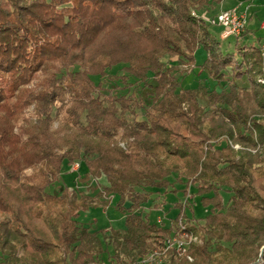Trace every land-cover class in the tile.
Instances as JSON below:
<instances>
[{
    "label": "trees",
    "instance_id": "1",
    "mask_svg": "<svg viewBox=\"0 0 264 264\" xmlns=\"http://www.w3.org/2000/svg\"><path fill=\"white\" fill-rule=\"evenodd\" d=\"M223 1L0 0V264L102 263L100 231L79 217L111 198L125 216L103 231L114 264H139L185 233L200 240L191 260L171 250L162 264H264V37L244 49L217 38L202 12ZM230 40L240 59L223 49ZM196 67L217 85L184 88L177 71ZM109 70L153 82L151 103L105 92L95 79ZM75 164L107 185L52 194ZM184 184L211 207L204 223L182 202L168 224L152 223L145 204Z\"/></svg>",
    "mask_w": 264,
    "mask_h": 264
},
{
    "label": "rangeland",
    "instance_id": "2",
    "mask_svg": "<svg viewBox=\"0 0 264 264\" xmlns=\"http://www.w3.org/2000/svg\"><path fill=\"white\" fill-rule=\"evenodd\" d=\"M236 1L235 0H224L220 4H215L214 6L210 7L208 12H202L206 17H210L215 15L219 11H225L233 8L235 6ZM245 7L243 9L246 8ZM261 5L264 6V0H257L255 2V6L253 9H251V13L255 15L256 23H260L264 21V7H260ZM67 6V5H66ZM70 6V5H68ZM259 10V12H255ZM262 11V12H261ZM258 13V14H257ZM257 17V18H256ZM252 29H257L256 34L258 36L263 35V31L259 30L258 25L255 26ZM211 32L219 38L222 28L220 26H211L210 27ZM255 33V32H253ZM252 34L240 38L238 40L239 47L244 49L243 47H248L257 45L256 38ZM220 39V38H219ZM229 43V44H228ZM223 49L230 53H235L236 57L238 59L241 58V56L238 53L236 45V40H230V42H223ZM197 63L202 64L206 58V53L203 50L198 51L197 53ZM176 59H166V65L170 66L171 63L176 64ZM77 68H73V70H76ZM176 74L181 81V84L184 88H197L201 84H207L214 88L215 84L214 81L208 78V75L205 71H203L200 67L194 68L189 74H183L181 70L177 71ZM123 74L122 71H116V70H109L107 72V76L104 78H96V82H99L101 80V83L103 84V88L105 92L112 91L117 94H132L137 96H141L147 101V105L151 103V98L153 96L154 92V83L146 84L145 87H142L141 84L137 86V84H134L133 81L127 82L123 80H116L114 79V76L121 77ZM230 77V76H229ZM229 79H232L230 77ZM237 84L240 87H250V81L247 76H244L243 78L236 80ZM231 84V83H230ZM228 85L222 84L221 87L225 88ZM220 90V88H219ZM141 94V95H140ZM32 109V107H31ZM30 109V110H31ZM144 111L139 110L136 114L129 115V119H136V120H142L144 119ZM224 143H222L223 145ZM236 150L240 149V146L234 145L233 146ZM85 169L84 167L76 168L68 167L65 171H63V174L61 176V179L59 182L55 183L51 188L50 192L55 195L61 194L66 187H69L71 189H74L79 195H89V196H95L98 192L102 191L103 188L107 185V182L105 179H92L88 182H85L84 179ZM171 181H174V178L170 179ZM184 187L179 186L176 191L168 190L167 193H163L164 191H161V197H156L157 194H154V197L152 200H150L148 203L145 204V211L146 213L150 214V220L152 223H157L158 219L164 220L169 223L168 218H175L178 214L179 208L177 207V204L179 205L181 202L183 206H188L185 208V213L188 217L194 218V225H202L204 223V219L211 213V207H206L201 202V198L195 194V189L192 187L188 188V192L184 193ZM229 193L223 194L225 204L229 203L230 198ZM106 199V198H101ZM111 204L108 207H101V206H93L90 207L89 210L86 212H82L79 217V222L82 226L88 227L91 230H98L100 231L99 238L104 244V250L105 253L102 256V263L100 264H114L112 261L110 254H111V248L110 246L107 247L104 243V236L103 231H108L110 228H118L122 229L125 224V216L123 213L118 211L115 208V199H110ZM157 204V205H156ZM156 205V206H155ZM179 239L185 240L187 243L186 249L182 252L176 251V254L181 257L188 256V259L191 260V257L189 256L190 249L192 248L193 244L199 243L200 240L198 239V236H195L194 234H188L185 233L183 236H178ZM264 248L261 249V252L259 254V261L262 260V253ZM164 256L162 255V260H164Z\"/></svg>",
    "mask_w": 264,
    "mask_h": 264
},
{
    "label": "built area",
    "instance_id": "3",
    "mask_svg": "<svg viewBox=\"0 0 264 264\" xmlns=\"http://www.w3.org/2000/svg\"><path fill=\"white\" fill-rule=\"evenodd\" d=\"M203 19H205L210 26H220L222 28L221 34L219 38L221 40H229L235 38H241L242 35L247 31L248 28V14L246 11H241L238 7L221 11L215 16L206 17L204 14L202 15ZM262 29L264 30V22L262 23ZM261 55L264 58V43L260 46ZM260 82L264 84V78L260 79ZM79 165L75 164L73 166L74 169L78 168ZM158 222H162L159 218ZM180 226H182L180 221ZM182 235H173L167 239L165 245V251H155L150 253L145 258H143L139 264H162V255L171 250H176L182 252L186 249L187 243L183 239H179L178 236Z\"/></svg>",
    "mask_w": 264,
    "mask_h": 264
},
{
    "label": "crops",
    "instance_id": "4",
    "mask_svg": "<svg viewBox=\"0 0 264 264\" xmlns=\"http://www.w3.org/2000/svg\"><path fill=\"white\" fill-rule=\"evenodd\" d=\"M235 1H236V3H235V6L233 8L238 7L239 9H241V11H246V13L248 14V28H247V31H246L247 34L245 36L241 37V38H244V37L252 34L253 32H255V33H253V35L255 36L256 42H257V45H258L259 43H261V41H262V39L264 37V30L261 27L262 23L264 21L260 22L259 24L256 23L255 15L253 13H251V9H253V7L255 6V2L257 0H235ZM245 4H247L246 8L243 9L245 7ZM260 7H264V6L261 5ZM233 8H231V9H233ZM219 12H221V11H219ZM219 12H217V13H219ZM255 12H259V10L255 11ZM257 25L259 27V30L263 31V35H261V36L255 35L257 29H252V28H254Z\"/></svg>",
    "mask_w": 264,
    "mask_h": 264
}]
</instances>
